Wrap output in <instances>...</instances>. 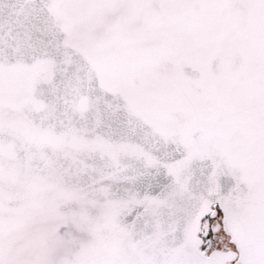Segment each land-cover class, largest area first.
Here are the masks:
<instances>
[{
	"label": "snow or ice",
	"instance_id": "1",
	"mask_svg": "<svg viewBox=\"0 0 264 264\" xmlns=\"http://www.w3.org/2000/svg\"><path fill=\"white\" fill-rule=\"evenodd\" d=\"M0 264H264V0H0Z\"/></svg>",
	"mask_w": 264,
	"mask_h": 264
}]
</instances>
